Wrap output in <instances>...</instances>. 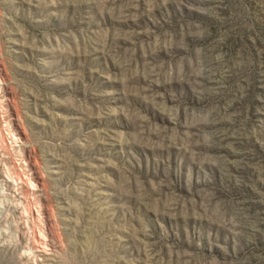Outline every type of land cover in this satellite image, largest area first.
I'll list each match as a JSON object with an SVG mask.
<instances>
[{
	"label": "rangeland",
	"instance_id": "rangeland-1",
	"mask_svg": "<svg viewBox=\"0 0 264 264\" xmlns=\"http://www.w3.org/2000/svg\"><path fill=\"white\" fill-rule=\"evenodd\" d=\"M0 191V264H264V0H0Z\"/></svg>",
	"mask_w": 264,
	"mask_h": 264
},
{
	"label": "trees",
	"instance_id": "trees-1",
	"mask_svg": "<svg viewBox=\"0 0 264 264\" xmlns=\"http://www.w3.org/2000/svg\"><path fill=\"white\" fill-rule=\"evenodd\" d=\"M239 40H240V39H239ZM231 41H232V40H231ZM241 41H242V39H241ZM234 47H237V46L234 44V42H232V45H231L230 47H228L229 50L231 51V53L234 51ZM249 98H250V97H249ZM249 98H248V99L245 98V99H243V100L240 102V107L242 108L243 113H242L241 116L238 117V121H236V122H239L241 119L244 118V115H245L244 112H245L246 110L249 112V113H248L249 115H250V114H251V115L254 114V111H255V109H256V101L254 100L253 96H252L251 99H249ZM250 124H251L250 120H246V127H249ZM237 190H240V189H235V191H237ZM257 241H258L259 243H256V244L254 245V250L258 249V250H261V251L264 253V243H263L262 238L259 236V237L257 238Z\"/></svg>",
	"mask_w": 264,
	"mask_h": 264
},
{
	"label": "bare ground",
	"instance_id": "bare-ground-1",
	"mask_svg": "<svg viewBox=\"0 0 264 264\" xmlns=\"http://www.w3.org/2000/svg\"><path fill=\"white\" fill-rule=\"evenodd\" d=\"M7 186H8V185H7ZM2 187H3V186H2ZM4 187H5V186H4ZM3 189H4V188H3ZM1 190H2V188H1ZM0 192H1V191H0ZM4 205H5V204H4ZM6 205H7V204H6ZM6 205H5V206H6ZM2 207H3V205H2ZM3 208H4V207H3ZM1 209H2V208H1ZM8 210H9V209H8ZM4 212H5V211H4ZM2 233H3V232H2ZM0 234H1V233H0ZM3 234H4V233H3ZM1 236H2V235H1ZM2 238H3V236H2ZM26 252H27V251H26ZM26 252H25V253H26ZM31 253H33V252H31ZM27 254H29V253H27ZM25 255H26V254H25ZM33 255H34V257H36L35 254H33ZM33 255H32V256H33ZM36 255H37V254H36ZM34 261H36V260H34ZM38 262H40V261H38ZM37 264H38V263H37Z\"/></svg>",
	"mask_w": 264,
	"mask_h": 264
}]
</instances>
